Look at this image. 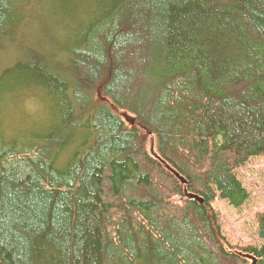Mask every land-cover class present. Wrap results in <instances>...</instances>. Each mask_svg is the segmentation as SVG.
I'll return each instance as SVG.
<instances>
[{
	"label": "trees",
	"instance_id": "1",
	"mask_svg": "<svg viewBox=\"0 0 264 264\" xmlns=\"http://www.w3.org/2000/svg\"><path fill=\"white\" fill-rule=\"evenodd\" d=\"M0 87V264H264L211 209L264 155V0H0Z\"/></svg>",
	"mask_w": 264,
	"mask_h": 264
},
{
	"label": "rangeland",
	"instance_id": "2",
	"mask_svg": "<svg viewBox=\"0 0 264 264\" xmlns=\"http://www.w3.org/2000/svg\"><path fill=\"white\" fill-rule=\"evenodd\" d=\"M60 1L61 0H56L55 5L60 3ZM45 20L52 21L51 19ZM46 39V35L42 34L40 40L43 44L47 42ZM54 62L56 64L66 63L64 60L62 62ZM0 99H3L1 94ZM20 99L21 97L19 94L9 96L6 100V106L8 110L14 112L13 121L15 123L19 121V123L23 122L20 125L24 127L19 134L23 136V139L31 140V148L28 147L25 149V152L22 155H19L14 150L12 153H17L19 157H26L35 153L36 150L33 151L32 148L39 149L37 136L46 130V126L49 122L47 116H49L51 112L46 108L45 116L41 108L33 109V107H30V103H27L24 106L27 110L19 109ZM4 114L9 117L8 113ZM0 120H2L4 124V118H0ZM129 120L130 118H126V122ZM10 122L12 123L11 118ZM148 152L152 153V150L150 149ZM236 176L245 190L249 193V197L238 207H234L226 200L220 198H217L214 201L211 209L217 218L218 232L223 238H225L226 243L231 249H235L236 251H241L244 248L249 247L259 248L262 243L258 237V218L260 215L264 214V155L250 158L247 164L236 172ZM184 185H186V181ZM243 256L245 257L247 254Z\"/></svg>",
	"mask_w": 264,
	"mask_h": 264
},
{
	"label": "bare ground",
	"instance_id": "3",
	"mask_svg": "<svg viewBox=\"0 0 264 264\" xmlns=\"http://www.w3.org/2000/svg\"><path fill=\"white\" fill-rule=\"evenodd\" d=\"M41 3H42L43 8L46 9V12L48 11L49 13L53 14L54 8L56 6L55 5L56 0H41ZM13 4L15 5V3H13ZM11 24H12L11 21H8L6 26L8 27ZM45 24L48 26L47 29H49V30H51V32H53V30H54V28H53V20L52 21H46L45 20L43 25H45ZM56 35H58V32L56 33ZM193 197L194 198H191L190 200H195L197 203H199L198 200L203 202V200L201 198H199L197 196H193ZM173 214H174V218H177L176 214L175 213H173ZM198 228H199L198 230H200L199 226H198Z\"/></svg>",
	"mask_w": 264,
	"mask_h": 264
},
{
	"label": "water",
	"instance_id": "4",
	"mask_svg": "<svg viewBox=\"0 0 264 264\" xmlns=\"http://www.w3.org/2000/svg\"><path fill=\"white\" fill-rule=\"evenodd\" d=\"M151 150H152V148H151ZM155 158H157V157H155ZM157 159H158V158H157ZM159 161L162 163L164 169H166L170 174H172V175L175 177V179H176L180 184H182V185L185 184L184 179H183L181 176H179V174H178L177 172H175V171H174L169 165L165 164L163 161H161V160H159ZM185 197H187V198H189V199L194 198L192 195H188V194H186V192H185ZM198 202H199L200 204H203V202L200 201V200H198ZM245 258H247V259L251 262V264H256V261H255L251 256H248V255H247V256H245Z\"/></svg>",
	"mask_w": 264,
	"mask_h": 264
}]
</instances>
